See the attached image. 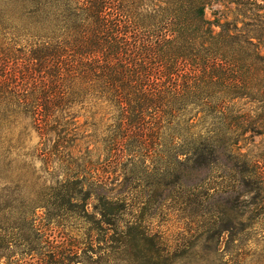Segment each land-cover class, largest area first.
Masks as SVG:
<instances>
[{
    "label": "trees",
    "instance_id": "obj_1",
    "mask_svg": "<svg viewBox=\"0 0 264 264\" xmlns=\"http://www.w3.org/2000/svg\"><path fill=\"white\" fill-rule=\"evenodd\" d=\"M215 1L0 0V26L26 41L24 49L0 48V134L24 115L65 150L71 109L99 100L117 120L108 140L113 161L166 148L176 155L156 163L186 166L197 186L219 182L210 198L232 207L238 184L258 200L264 156L239 145L248 133L264 135V5L229 0L244 6L245 32L225 24L215 35L205 18ZM200 114L203 123L192 129L202 130L170 134L181 129L179 119ZM226 179L233 187L220 191ZM3 249L0 238V264Z\"/></svg>",
    "mask_w": 264,
    "mask_h": 264
},
{
    "label": "rangeland",
    "instance_id": "obj_2",
    "mask_svg": "<svg viewBox=\"0 0 264 264\" xmlns=\"http://www.w3.org/2000/svg\"><path fill=\"white\" fill-rule=\"evenodd\" d=\"M243 7L229 0L207 6L215 35L225 24L244 33ZM8 28L0 26V48L24 49L26 41L12 39ZM110 108L89 98L74 106L70 141L59 152V137L42 136L24 115L0 134L1 263L264 264V194L255 200L237 184L229 207L207 194L219 182L197 186L184 176L186 166L156 163L176 155L166 148L157 158L137 150L113 161ZM203 117L179 119L181 129L170 134L190 137ZM239 146L262 157L264 135L248 133ZM232 185L226 179L220 191Z\"/></svg>",
    "mask_w": 264,
    "mask_h": 264
}]
</instances>
